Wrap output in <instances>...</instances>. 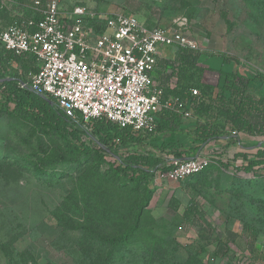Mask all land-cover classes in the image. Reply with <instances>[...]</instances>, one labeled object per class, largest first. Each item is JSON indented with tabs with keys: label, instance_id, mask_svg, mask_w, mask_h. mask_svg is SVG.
Wrapping results in <instances>:
<instances>
[{
	"label": "rangeland",
	"instance_id": "1",
	"mask_svg": "<svg viewBox=\"0 0 264 264\" xmlns=\"http://www.w3.org/2000/svg\"><path fill=\"white\" fill-rule=\"evenodd\" d=\"M17 1L14 7L32 4L34 0ZM61 3L64 13L82 5L100 20L124 13L137 15L150 28L178 27L201 43V60L225 55L239 60L246 69L264 73V0ZM164 49H169L166 51L172 58L178 50ZM6 74L24 77L23 67L13 63ZM218 77V72L203 73V80L208 83L216 84ZM262 141L264 137L240 135V143L246 146ZM229 142L220 140L214 143L217 149L204 150L212 156V163L192 179V186L184 189L214 228L213 237L227 230L237 234L226 257L213 255L215 244L208 246L207 253L193 255L188 246L199 240L201 224H184L170 205L175 188L184 185L155 179L151 184L155 191L144 206L143 186L139 191L112 188L108 193L114 208L141 211V229L123 259L106 261L107 254L98 244L100 238L94 241L92 234L99 225L101 231L111 234L114 221L96 215L104 208L95 200L101 194L98 175L88 166L95 162L96 155H86L54 130L44 133L25 120L0 112V264H236L241 258L263 264L264 168L246 173L233 165L221 164L220 160H232L239 148ZM240 164L239 160L236 166ZM107 167L102 163L101 171ZM245 224L258 229L261 249L256 261L250 257L247 240L241 233Z\"/></svg>",
	"mask_w": 264,
	"mask_h": 264
},
{
	"label": "trees",
	"instance_id": "2",
	"mask_svg": "<svg viewBox=\"0 0 264 264\" xmlns=\"http://www.w3.org/2000/svg\"><path fill=\"white\" fill-rule=\"evenodd\" d=\"M0 12L7 11L0 7ZM29 16L31 13L26 11L25 17ZM201 55V51L181 47L174 59L161 60L169 77L175 79L173 86L165 87L164 99L178 98L182 106L162 107L156 116V127L147 133L121 127L107 119L92 120L87 124L89 128L82 122L75 123L53 97L47 98L31 88V75L38 70L35 57L11 51L0 56V112L25 120L41 132L54 130L86 155H96L95 162L88 165L99 178L97 186L101 194L96 195L95 200L99 207H104L96 215L105 221H114L111 234L101 231L100 225L94 233L92 231L94 241L100 238L98 244L107 254L106 261L123 259L126 249L131 251L130 246L137 241L141 229L140 210L127 212L118 206L114 208L111 196L108 199V193L114 188L134 192L143 186L146 191L142 199L144 206L155 191V187L151 188L153 180L171 169L174 160L191 159L206 149H217L214 143L220 140H230L231 146L239 145L233 159L220 160L221 164L233 165L246 173L264 168V141L251 146L240 143L242 133L264 137V73L246 69L239 60L225 55H211L205 60L200 59ZM13 63L22 65L24 77L6 74ZM208 70L219 73L216 84L203 80V73ZM193 88L199 89L200 94H193ZM186 110H192L193 117L187 118ZM239 160L241 164L236 166ZM102 163L108 166L105 172L101 171ZM39 172L47 175L44 170ZM199 174L179 182L184 188L180 186L174 190L170 205L180 214L184 224H201L199 240L188 246L195 257L207 253L208 246L215 244L213 255L224 258L232 250L231 243L236 241L237 234L227 230L213 237L214 228L203 210L184 190L191 183L193 185L192 179ZM180 207H183L182 212ZM241 233L247 240L250 257L256 261V253L261 249L258 229L245 224ZM262 261L264 264V254ZM236 264L255 263L241 258Z\"/></svg>",
	"mask_w": 264,
	"mask_h": 264
},
{
	"label": "built area",
	"instance_id": "3",
	"mask_svg": "<svg viewBox=\"0 0 264 264\" xmlns=\"http://www.w3.org/2000/svg\"><path fill=\"white\" fill-rule=\"evenodd\" d=\"M16 0H0L11 8ZM31 13H18L0 29V56L7 51L31 55L38 70L31 75V88L53 97L75 123L87 128L92 120L107 119L136 132H153L162 107L182 106L178 98L164 99L166 86L157 82L162 48L201 50V43L178 27L150 28L135 14L117 13L107 20L78 5L62 9L61 0H34L21 6ZM39 18V19H37ZM193 94H200L193 88ZM187 118L193 117L186 110ZM212 156L174 160L160 174V182H180L210 166Z\"/></svg>",
	"mask_w": 264,
	"mask_h": 264
},
{
	"label": "crops",
	"instance_id": "4",
	"mask_svg": "<svg viewBox=\"0 0 264 264\" xmlns=\"http://www.w3.org/2000/svg\"><path fill=\"white\" fill-rule=\"evenodd\" d=\"M29 4H31V3H29ZM32 4H33V2H32ZM5 9L7 11V12H5V14H2L0 12V29L7 27L16 18H18V13H23L25 16V13L27 11V10H23V8L21 6H16V7L12 6L11 8L5 7ZM165 48H167V47H165ZM166 50H169V49L162 48L160 51L158 67L153 72V77L157 82H161L163 84L174 85L175 79L173 77H171V78L169 77V71H167L165 69V67H163V65L160 63L162 59H174V57L172 58L173 55H171V53L168 54V52ZM221 141H224V140H221Z\"/></svg>",
	"mask_w": 264,
	"mask_h": 264
},
{
	"label": "water",
	"instance_id": "5",
	"mask_svg": "<svg viewBox=\"0 0 264 264\" xmlns=\"http://www.w3.org/2000/svg\"><path fill=\"white\" fill-rule=\"evenodd\" d=\"M47 97V96H46ZM48 98V97H47Z\"/></svg>",
	"mask_w": 264,
	"mask_h": 264
}]
</instances>
